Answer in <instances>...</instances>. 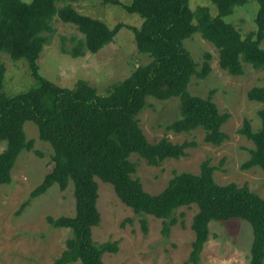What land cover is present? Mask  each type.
Instances as JSON below:
<instances>
[{
	"label": "trees",
	"instance_id": "16d2710c",
	"mask_svg": "<svg viewBox=\"0 0 264 264\" xmlns=\"http://www.w3.org/2000/svg\"><path fill=\"white\" fill-rule=\"evenodd\" d=\"M217 9L207 7L193 11L190 0H132L129 5L117 0H103L105 4L122 5L128 13L139 15L144 21L140 28L127 27L134 34L138 50L150 55L152 61L140 66L121 83L114 84L106 95L87 81L79 80L74 88L59 86L40 74L38 59L55 33L56 16L74 25L84 36L72 50L64 53L73 58L86 53L96 54L113 43L126 27L114 28L104 22L83 15L71 4L59 6L61 0H0V52L12 60L24 59L35 85L14 96L4 92L6 67L0 61V144L7 143L0 154V186L11 182V171L24 150H31L24 124L33 122L40 139L53 148L41 185L32 193L38 197L57 184L65 190L74 184L76 215L48 217L56 228H68L73 236L66 249L53 264H104L105 253H117L118 243L97 244L93 229L101 222L98 209L100 179L113 186L119 200L137 215L162 219L163 234L168 236L178 224V209L196 205L193 218L195 240L189 261L201 264V252L209 239L211 222L241 219L253 230L249 264H264V198L251 192L247 185H220L214 179L215 167L209 161L202 164L199 174L174 172L167 187L159 194L148 193L136 176L137 164L131 160L138 154L152 166L168 158L186 155L189 143L175 144L167 138L151 143L144 134L138 116L148 98L166 101L180 99V115L168 130L189 133L205 131V141L221 145L228 139L223 126L231 115L221 112L214 102V92L206 98L194 96L189 85L194 76L206 79L211 72L210 54L198 70L197 64L183 44L196 33L219 51L221 69L232 76L244 74V64L264 69V0H209ZM250 2L258 4L256 30L243 36L227 21L235 9ZM248 99L263 104L259 111L261 127L255 131L245 119L239 133L254 144L250 159L243 169L259 167L264 171V87H254ZM28 205V204H27ZM142 228L148 231L147 221Z\"/></svg>",
	"mask_w": 264,
	"mask_h": 264
},
{
	"label": "rangeland",
	"instance_id": "374dc122",
	"mask_svg": "<svg viewBox=\"0 0 264 264\" xmlns=\"http://www.w3.org/2000/svg\"><path fill=\"white\" fill-rule=\"evenodd\" d=\"M23 1L29 3L32 0ZM117 1L124 5L132 2ZM66 4L110 28L119 24L126 27L113 43L98 53L73 58L63 52V46L72 50L75 42L84 36L74 25L63 23L56 16L53 21L55 33L38 59L40 74L47 80L67 88H74L79 80H84L97 88L100 95H106L114 84L121 83L137 68L152 61L150 55L138 50L133 32L127 29L128 26H142L144 20L139 15L128 13L122 5L105 4L103 0H61L58 3L59 6ZM190 6L193 11L207 7L211 14H217L216 7L209 0H190ZM257 10L258 4L250 2L235 9L227 21L245 36L256 30ZM183 44L194 58L198 70H201L206 54L211 55L208 77L200 79L194 76L188 89L192 95L203 98L214 92V102L221 112L231 115L223 126L228 139L216 146L205 141V131L201 128L189 133L168 130L180 115V99L161 101L148 98L138 116L147 139L156 143L167 138L175 144L189 143L191 146L185 156L168 158L158 166H152L140 155L133 154L131 160L137 164L136 176L148 193L159 194L167 187L174 172L199 174L202 164L209 161L216 168L214 179L218 184L247 185L251 192L264 198V171L259 167L243 169L254 144L239 133L245 119L250 120L255 131L261 127L259 111L263 104L249 100L247 94L254 87H264V69L257 70L244 64V74L232 76L221 69L218 49L200 33ZM261 47L264 49V41ZM0 61L6 67V95H17L35 85L24 59L14 61L7 53L0 52ZM24 132L27 141L32 142V148L24 150L18 157L11 171V182L0 186V264H53L73 234L71 229L51 226L47 218L76 215L74 184L70 182L65 190L55 184L46 193L32 197L44 180L54 151L49 143L40 139L33 122L24 124ZM6 147V142L0 144V154ZM96 181L101 222L93 229V240L97 244L116 242L119 248L117 253H105L104 264H192L189 258L195 240L192 223L198 213L196 205L178 209L176 217L179 222L165 236L162 219L135 214L119 200L111 184L98 178ZM142 220L147 221V232L142 228ZM209 230V239L201 252V264L250 263L253 230L247 221H214L210 223Z\"/></svg>",
	"mask_w": 264,
	"mask_h": 264
}]
</instances>
